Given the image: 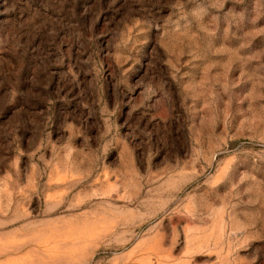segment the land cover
<instances>
[{
    "label": "rangeland",
    "instance_id": "rangeland-1",
    "mask_svg": "<svg viewBox=\"0 0 264 264\" xmlns=\"http://www.w3.org/2000/svg\"><path fill=\"white\" fill-rule=\"evenodd\" d=\"M0 264H264V0H0Z\"/></svg>",
    "mask_w": 264,
    "mask_h": 264
}]
</instances>
